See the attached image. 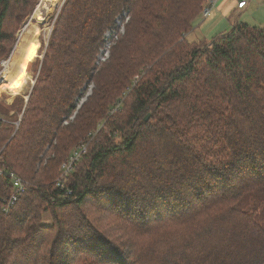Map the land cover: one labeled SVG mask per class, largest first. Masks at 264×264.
Masks as SVG:
<instances>
[{
    "label": "trees",
    "instance_id": "1",
    "mask_svg": "<svg viewBox=\"0 0 264 264\" xmlns=\"http://www.w3.org/2000/svg\"><path fill=\"white\" fill-rule=\"evenodd\" d=\"M208 2H63L28 100L0 102V264H264V27L189 40ZM38 3L0 0V69Z\"/></svg>",
    "mask_w": 264,
    "mask_h": 264
},
{
    "label": "rangeland",
    "instance_id": "2",
    "mask_svg": "<svg viewBox=\"0 0 264 264\" xmlns=\"http://www.w3.org/2000/svg\"><path fill=\"white\" fill-rule=\"evenodd\" d=\"M41 1L42 0H39L38 4H40ZM64 1L65 0H58V4L56 5V9L54 10V12H53L48 24H40L38 20L34 19L33 15H34L35 10L38 7V4H37L35 10L32 12V14H30L28 16V18L26 19V22L22 25L21 29L18 31L17 34L19 36L22 32H24L25 27L28 26V24L30 22L33 25V27L36 28L35 31H38L36 33L34 31V35H37L36 36V40L38 42L36 55L32 58L33 60L30 59L28 61L29 64L27 63L28 66H26V72L28 71L29 65L32 62H34L37 57H40L42 59L44 53L39 56V54H38L39 53V49L41 48V45H43V43H45V46H47L49 36H50L51 31L53 29L54 21H55L57 15H58L59 10H60V8H61V6H62ZM207 21H209V20H207V19L205 21L200 20V22L202 23L201 26H203V25L206 26L207 24H203V23L207 22ZM235 21L246 22V23H249V24H252V25H259V26H263L264 27V0H248V5H247V7L245 9L239 10V9L236 8V11L233 14L232 19L230 20V22L233 23ZM230 27H231V25L227 21L226 25L222 26L218 31H215V32L214 31H209V33L207 34L208 36H204L203 32H202V34L205 37V39L211 40L213 37L219 35L220 33L229 30ZM18 36H17V38H18ZM203 36H200V37H203ZM200 37L197 38L195 35H192V36H189L188 39L189 40H196V39H200ZM17 41H18V39H17ZM15 45H17V43ZM28 51H29V48L27 47L24 54H27ZM44 52H45V49H44ZM6 64L7 63H5V65ZM11 66H13V65H11ZM5 71H6L5 74L9 75V73H7L8 69H5ZM34 81H35L34 73L30 72V71H28V74L25 73L22 86L20 88H15L16 90L15 89L12 90L10 88L9 84L4 83L5 80L3 82L0 80V87H1L0 88V92H1L0 95H2L0 97V102H4L5 104H9L10 105V104H12L14 102V99L17 96H19V95H22L26 99L27 98L26 95L30 92L31 86L33 85ZM44 222H46V223H50L51 222V218H50L49 215L44 216Z\"/></svg>",
    "mask_w": 264,
    "mask_h": 264
},
{
    "label": "built area",
    "instance_id": "3",
    "mask_svg": "<svg viewBox=\"0 0 264 264\" xmlns=\"http://www.w3.org/2000/svg\"><path fill=\"white\" fill-rule=\"evenodd\" d=\"M243 4L244 6H246L247 4V0H241L238 4L239 8H242L240 5ZM214 6V1H209L208 4L206 5V7L204 8L202 15L206 18L210 15L212 7ZM243 6V7H244ZM130 20V14L129 11L124 10L115 20L116 22V27L117 29H110L106 32L105 34V45L103 47V49L101 50L99 56H98V61L97 63L100 62H104L106 61L109 57H110V49L111 46L113 44V41L118 39V37L122 34L125 33V28H126V23H128V21ZM18 40H19V36H18ZM18 43V41H17ZM11 57V56H10ZM9 59L6 60H2L1 61V69H0V80L4 81L6 78V74H5V69H7L8 67V63H9ZM5 63H7L5 65ZM92 88L93 85H90L85 97H83L80 100L78 109L81 107V105L84 103L85 99H87V97L89 96L90 93H92ZM119 103L117 104L116 108L114 109V111H116V109L119 107ZM73 118V117H72ZM17 126L19 125V122L16 123ZM86 151V146H81L78 147L74 153L72 154V156L68 159L67 162H65L62 165V170H61V174L57 179V185L58 186H63L64 182L67 180L68 176L70 175V173L73 170L74 164L79 160L81 154L83 152ZM10 177L12 178V182H13V186L15 189V192L5 201V206H4V211L5 212H9L14 205L17 203L20 195L27 189L28 187V182L25 181V179L17 176L14 173H10ZM68 194H71V191L68 190L67 191Z\"/></svg>",
    "mask_w": 264,
    "mask_h": 264
},
{
    "label": "bare ground",
    "instance_id": "4",
    "mask_svg": "<svg viewBox=\"0 0 264 264\" xmlns=\"http://www.w3.org/2000/svg\"><path fill=\"white\" fill-rule=\"evenodd\" d=\"M57 4L58 0H42L34 12V19L38 20L40 24H48ZM35 30L36 28L33 27L31 22L25 27L24 32L19 35V40L14 50L15 53L13 52L9 59L7 67L9 75L6 74L4 83L9 84L12 90L22 86L26 66H28L27 63L36 55L38 42L36 40L37 35H34ZM27 47L29 51L24 54Z\"/></svg>",
    "mask_w": 264,
    "mask_h": 264
},
{
    "label": "crops",
    "instance_id": "5",
    "mask_svg": "<svg viewBox=\"0 0 264 264\" xmlns=\"http://www.w3.org/2000/svg\"><path fill=\"white\" fill-rule=\"evenodd\" d=\"M209 1H214V6L212 7V10H211L209 17L204 18L201 15L200 18L194 23V29L189 34V36L195 35L197 38L200 36H203V34H204V36H208L207 34L209 33V31H214V32L218 31L222 26L226 25L227 21L231 25L232 22H230V20L232 19V16L235 13L236 8L239 10H243L248 5V0H247L246 6H244L242 8L238 7V4L241 0H209ZM206 19L209 21L204 22L203 24H207V25L201 26L202 23L200 22V20L205 21ZM202 32H203V34H202ZM189 36H188V38H189ZM203 37H200V38H203ZM26 74H28V71L26 72ZM32 86H31V88H32ZM0 94H1V92H0ZM1 96L2 95H0V97Z\"/></svg>",
    "mask_w": 264,
    "mask_h": 264
},
{
    "label": "water",
    "instance_id": "6",
    "mask_svg": "<svg viewBox=\"0 0 264 264\" xmlns=\"http://www.w3.org/2000/svg\"><path fill=\"white\" fill-rule=\"evenodd\" d=\"M15 48H16V45H15V47H14L12 53L14 52ZM12 53H11V55H12ZM43 57H44V55H43ZM43 57H42V58H43ZM34 83H35V81H34ZM34 83H33V85H34ZM32 87H33V86H32ZM31 90H32V88H31ZM31 90H30V92H31ZM90 94H91V93H90ZM90 94H89V95H90ZM28 98H29V95L27 96L26 100H28ZM85 101H86V99H85ZM149 118H150V114H148V115L146 116L145 119L148 120Z\"/></svg>",
    "mask_w": 264,
    "mask_h": 264
},
{
    "label": "snow or ice",
    "instance_id": "7",
    "mask_svg": "<svg viewBox=\"0 0 264 264\" xmlns=\"http://www.w3.org/2000/svg\"><path fill=\"white\" fill-rule=\"evenodd\" d=\"M240 6H241V7H243L244 5H243V4H241Z\"/></svg>",
    "mask_w": 264,
    "mask_h": 264
}]
</instances>
